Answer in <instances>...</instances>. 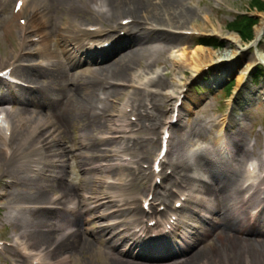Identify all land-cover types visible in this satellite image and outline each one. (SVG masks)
<instances>
[{
	"label": "rangeland",
	"instance_id": "374dc122",
	"mask_svg": "<svg viewBox=\"0 0 264 264\" xmlns=\"http://www.w3.org/2000/svg\"><path fill=\"white\" fill-rule=\"evenodd\" d=\"M42 1L49 4L45 6L42 3V5L44 6V12L49 21H52L53 19V22L50 25L51 27H53V30L55 29L54 26H60V23L62 22L60 16L64 18L63 14L70 13L71 11H73L74 13L80 12L84 14V21L81 18V21H83L84 24L92 21L90 13H88V11L91 12L92 8L91 0ZM180 1L182 3L183 10H190L192 11V14L188 19V15H186L185 17H179L181 18L179 19L173 11L169 13H160L161 15L170 18L171 20L175 18V20L171 21L170 23L162 22L163 25L172 28H186L187 26L199 28L205 27V31L209 32L210 28L205 24L210 22L213 27L217 29L221 28L220 34L225 35L227 33H230L229 31H227L228 29L226 28V26L227 23L232 21V19L234 18V14L247 12L250 14L251 12L253 15L257 16L259 22L256 25L255 29L259 27L260 24L264 21V13H257L251 9V11H249L248 3H250L251 0ZM111 3H113L112 0ZM11 5L12 0H0V68L6 67L10 63V59L13 57V54L19 52L20 47L19 27L10 18ZM50 5L54 7L53 13H49V9L53 8ZM113 11L117 14L113 15L114 17L111 18V23L116 22L118 20V17H121V15L119 14L125 15L127 13H130L128 7L126 6L122 9L115 8ZM133 14L131 13L132 16ZM158 24L161 23L158 22ZM131 28L133 27L131 26ZM135 29L134 31L137 32ZM59 30L60 28L54 33L58 32ZM145 32L149 33L148 36L153 38V41H150L148 45H146L147 49L144 52H141L134 58L137 63L134 64L132 68L125 69L121 68L119 65L118 67H115V64L109 62V69H107L106 71L104 70L101 75L106 72L109 75L108 78L125 79L131 73H133V70L137 66L143 68L145 66L143 61L147 60L150 62V67L152 69L155 68L160 71V73H158V75L160 76L159 81L155 85V89L161 90L165 89L169 85H173L175 87V91H177L180 87V81L187 79L191 71L187 68L180 67V65L174 66L173 60L169 59V55L172 51L180 50L182 47L191 44V38L177 39L176 37L150 32V30L147 29H145ZM54 39L55 38L52 36V40ZM65 42L67 44V41ZM61 43L63 42L61 41ZM237 47L238 46L229 44L227 42L225 48H223L222 50H211L217 53L216 56H231L235 53ZM52 50L54 49L52 48ZM189 50L190 49L187 48L186 52H188ZM59 51L60 49H57V52H55L59 53ZM260 53L264 55V38L256 48H248L247 44L240 42L239 51L237 52V55L239 54V57L236 59L234 65H232V67H229L228 65L223 66V68L225 69L232 70L231 72H229L230 76L227 77L224 82H227L231 78V81H233L232 88H234L237 84V78L240 76V73H242L247 68L248 63H252V65L257 63L254 62L256 61L255 55H259ZM237 55L235 54L236 57ZM189 56L190 55L186 53V57H188V60L186 64H184V66H187L188 63H190ZM216 56L214 58H216ZM78 58L80 62L74 64L72 68H70L68 65L65 67L66 70H69V72L77 73L80 75V77L76 81L68 80L72 84L68 91H65L63 89L62 80H59V78L62 77V65L57 63H61V58L58 59V62L53 64H49L46 62L48 65L44 68L35 67L38 69L37 72L34 74H28L31 70V65L38 63L37 59H32L29 61V67L22 69V73L20 74V76L22 77L25 76L24 78L27 81L36 84L39 87V89L35 92H32L33 94L29 97L34 104H29L27 107L25 106L23 108H25L26 111L31 110L34 116H41L44 119L51 120L53 127H59L61 129V144L63 149L65 150V154L63 157L68 159V162L66 163L67 165L71 164V168H65L62 171L64 175L63 181L55 182V184H52L50 182L45 183V187L48 188V191H50V189L54 185L57 189H61L60 191H67L70 194H78V192H80L84 188H92L94 185V179L96 176H92L94 167H86V164L88 162L92 163L93 161L91 159L88 160L89 158H86V160L85 158L78 157V154H80L78 149L80 148L82 139H86L90 143L93 142V145H91L85 150V152H83L86 155L97 150L99 147L98 144L94 142L93 136L99 132H102L103 130L98 129L99 127H97V125H95L94 123H101L103 122V120L101 118L93 116V103L95 102L96 91L99 89L100 85L107 77L102 78V80L97 83V75H94L95 73L91 74L90 72L93 68H95V65H89L87 62H90V60L85 59L83 56H79ZM153 61H157V63L154 64ZM122 93L123 98L126 92H120V94ZM137 93V96L141 98V92ZM189 94L191 98L190 101L187 102L186 108L191 110L192 113L187 112L188 116H184L182 127L180 126L175 129V140L171 145V162H179L183 160L185 163H187L185 156L187 150L191 147V145H188V141L185 142V139L187 138H189V140L191 141H198L200 146L207 147V149L209 150V147L211 146V139L213 135L215 136V134H217L219 129V126H214L215 123L213 124L212 120L213 118L217 119L221 117L228 98L223 96V89L213 93L207 91L205 82L200 80L194 84V87L191 89ZM149 97L152 107V109L149 111L152 112L150 114H153V118H155V120H160L162 118L166 119L172 100H169L167 96L160 94L150 95ZM193 98L194 100L196 99V105L192 104L194 101ZM133 99L137 101L138 98L135 97ZM163 104L164 107L161 106ZM82 110L84 111L86 116L82 114ZM187 119L190 121V123L188 124V128L185 127ZM27 124L22 125L21 134L17 133V140L24 135ZM39 127H42L41 124H39ZM262 127H264L263 75H261V78H259V80L255 84H253L251 82V79L249 78L247 80V83L243 87L241 95L239 96V99L235 106L233 123L231 124V127H229V141L231 144L232 139L235 142L241 141L244 143L245 147L246 144L248 147V144H250V142L253 143L257 141V139L259 140L260 134L258 130ZM69 128L75 129L78 135L77 143L74 145L71 144L68 140L67 130ZM262 130L264 131L263 128ZM151 135L155 140H151V142L147 143L144 148L146 153L154 152L158 144L159 129L154 133H151ZM232 135L233 137L231 138ZM253 151L256 153L257 150L253 149ZM75 155H77V157H74ZM237 158L242 160V162L245 160V157L243 158L240 152H238ZM125 165H127V168H129L131 171H134L132 165ZM219 165L221 166L225 175L226 171L224 166L221 163ZM241 165L242 164H240V168ZM214 167L217 171H220V168L217 165H214ZM90 169H92L91 173ZM202 169L207 173L212 183V178L210 177L209 173L204 168ZM119 170L122 171L123 169ZM14 175L15 168L11 163L5 162L4 156L0 152V182H2L3 179L13 178ZM207 187L208 186L206 185L199 184L198 189H203L204 192H209L214 201L211 202V198L209 196H203L201 194L202 198L197 199V197L192 194L190 203L188 205L189 210L192 208L205 210L206 206L212 205L215 206V210L217 211L216 216H214L215 220L220 221L222 224L230 222V225L237 224L241 228H245L246 216L244 211H242L241 209L236 210L235 208H233L234 205H238V208H241L239 207L238 201L239 194L237 196L236 194H233L234 196H236L234 197L233 201L230 204L222 207L219 204L221 197L216 193H213L210 188ZM9 191H11V193L5 200V205L7 206L22 201H47L50 196L48 192L46 194L44 193L43 195H36L34 190H26L25 186H22L17 191L12 189H9ZM50 192H53V189ZM92 203H94V200H92ZM9 210L10 208L6 207L5 212H8ZM55 217L56 216L54 215L46 214H40L37 216L33 215L28 221H19L13 226L6 227L7 230L4 229L5 227L1 229L0 226V238H8L9 234L12 232L20 233L28 240H30V242H32L34 248H43L49 250L50 258L52 259L59 258L62 253L68 254L72 260L71 264H117V262H119L118 259L122 258L118 257L117 251L114 250L113 247L106 242V237L103 236V233H97L98 224L92 223L91 225V223L85 221L87 220L86 217L78 216V219L76 221V227L78 228L77 229L75 228V226H73V224L75 225V220H73L74 218L64 220L59 217L58 220H60V223H64L63 230H59L54 226V224L57 222V219ZM3 219L4 214H0V224L4 223ZM83 221L86 222L87 227H89L90 229L89 231H86V228L84 229L85 226L82 224ZM189 224H196L198 227L192 229L195 236L198 238L195 244L196 246L192 250L188 251V253L186 252L180 257H176L174 259H171L170 261L167 260V262H163L161 264H176L177 262V264H179V261L194 254L199 249H202V254L205 257V260L200 261L197 264H264V252L258 251L257 248L253 246H248L243 258L237 262H234V259H232L230 254L228 253V249H230L231 244H229L226 236L224 234L221 235L220 231L216 227L213 229L211 226L207 228L204 227V225L198 221V215L196 213H194L193 215H189L185 220L184 226L190 229L191 226ZM46 230H49V232L46 236H44V234H46L44 233ZM75 230L77 232L73 236V231ZM200 231L204 233L201 235L199 234ZM259 231L263 232L264 228ZM207 232L209 234V238L205 239L202 242V239L206 237L204 235ZM40 234L42 235L41 237ZM258 235L260 234H257V237L255 238L251 237L250 242L252 243V245H255V241L258 240ZM58 239H69L70 241L68 242V245H64L68 248H60L53 252L52 249L54 248V245H56V240ZM123 260H129V258L125 257V259ZM200 260H202V257H200ZM0 264H2L1 259Z\"/></svg>",
	"mask_w": 264,
	"mask_h": 264
},
{
	"label": "bare ground",
	"instance_id": "6f19581e",
	"mask_svg": "<svg viewBox=\"0 0 264 264\" xmlns=\"http://www.w3.org/2000/svg\"><path fill=\"white\" fill-rule=\"evenodd\" d=\"M112 4L109 5V3L106 0V6L109 8V11L114 10L115 8L117 9H122L125 6L128 7V10L130 13H127L129 15V17H132L133 20V24L132 27L135 29L136 27V33L134 36V39L132 41H125L123 43V46L120 47L119 51L117 53H115L112 59V64H115V67H118V65L121 68H125V69H130L133 67L134 64L137 63V61L134 59L136 56H138L141 52H144L147 49L148 43L150 41H153L149 35V33L145 32V29L147 30H155L156 26H162V27H168L163 25L162 22H166V23H170L171 21L175 20V18H173L172 20L170 18H167L163 15H161L160 13H169V12H174V14H176V16L179 17H185L186 15H188L187 19L189 18V16L192 14V11L190 10H183V6L180 0H112ZM158 11V12H157ZM131 13L133 14V16L131 15ZM154 13V14H152ZM178 13V14H177ZM117 14V13H115ZM106 16V15H105ZM104 16V17H105ZM108 20L112 18V15L109 14L108 15ZM31 19L33 20V16L31 15ZM181 19V18H179ZM32 22V21H31ZM161 23V24H158ZM146 26V27H145ZM143 27V28H142ZM149 27V28H147ZM132 28L131 30V34H133L134 29ZM211 28H214V34H218L221 33V28H215L213 26H211ZM183 29V28H180ZM144 30V31H143ZM142 31V32H141ZM152 32V31H150ZM130 34V35H131ZM139 34V35H138ZM156 34H164V35H168L164 32H158ZM264 34V21L260 24L259 27H257L255 29L254 32V39L251 41V43L253 45L255 44H259L261 37ZM169 36V35H168ZM180 37V36H179ZM222 37H224L226 40H228L229 43H234L235 45H239V38L237 35L233 34V33H227V34H223ZM181 38H185V37H181ZM180 39V38H177ZM192 43H193V39H191V44H189L188 46H184L182 47L180 50L177 51H172L170 54V57L173 60L174 65H180L183 66L187 60H186V53L190 58V63H188V67L190 70L193 71V74L197 72V70L200 67L203 66H207L210 64H216L222 61L227 62L229 65L228 66H232L234 65V63L236 62V59L238 57L235 56V54L237 55V50H235V53L232 54L231 56H216L217 53L215 51H212L210 48L204 47V46H195L192 47ZM189 48L190 50L188 52H186V49ZM42 49H44V47H42ZM46 51V49H44ZM48 53V52H47ZM239 55V54H238ZM216 56V58H214ZM45 57V55H42V58ZM257 60H259L260 62H262V64H264V55L262 53H260L257 57ZM109 60L106 59L104 61H102L103 63H107V61ZM256 60V61H257ZM44 62H38L37 64H33L32 67L30 68V72L28 74H34L37 72V68H41V67H45V65L43 64ZM251 63L247 64V67L250 66ZM150 63H146L145 64V68L144 69H134L133 73L129 76L128 80L129 82L135 84L136 86H134V88H137L141 91H144L141 89V86L145 89V90H152V88L154 87L152 85V81H153V77L157 74V70L155 69H150ZM109 65H105V67H99L97 68L98 71H106ZM37 67V68H35ZM184 67V66H183ZM243 77H242V73H240V76L237 78V82L239 86L240 82L242 81ZM217 83H219V81H217ZM216 83V84H217ZM213 84H215V82H213ZM117 91V89H115V92ZM166 93V95L168 96H172L173 95V89H169V90H165L164 91ZM194 100V98H193ZM5 100L3 98H0V104H2V102H4ZM196 99L194 100V104ZM4 104V103H3ZM134 107V106H133ZM18 115V114H17ZM17 115H15L17 117ZM186 116V114H185ZM33 115H28L26 117V121H32L33 120ZM38 122H42L43 118H38L37 119ZM190 123V121L187 119L186 120V126H188V124ZM16 124H18V121H16ZM96 125H100V123H96ZM2 142L5 143L6 141H4L2 139ZM186 142V139H185ZM233 147L236 149L237 152H240L242 154V157L246 156L249 151L245 148L244 143L241 141H237V142H233ZM206 150V149H205ZM202 161L204 162H208V159L206 157H202ZM179 169L177 168L178 171L181 172L182 169H186L187 166L185 165V163H181L178 164ZM204 166V165H203ZM209 168H207L206 166H204L205 170L209 173L210 177L212 178V184L210 186H208L207 188L212 187V189H210L213 193H216L218 196L221 197L219 204L220 206H225L227 204H230L233 199H234V195L233 193H238V186L236 185V182L238 181L239 177H240V173H239V169L237 168L235 171L232 172L231 171L228 172V175H224L222 176L221 174L218 173V171L216 170V168L213 165H208ZM181 169V170H180ZM191 190L193 188H197L196 185L192 184L191 185ZM39 190H37L38 192ZM37 194H42L41 191H39ZM193 194L197 197V198H202L203 196H209L211 199V202H213L214 200L212 199V196L210 195L209 192H197L193 190ZM202 194V195H201ZM257 202V198L256 197H252V199L249 201V206H253L255 203ZM208 211L211 212V214L213 215V213H215V207L212 208L211 206H207L206 207ZM236 208V207H235ZM60 223L58 220L57 222L54 224L55 227L60 228L59 230H61L63 228V224H58ZM69 223V222H67ZM230 222H226L225 224H222L220 221L218 222H214V224H216V228L220 231V234H224L229 242V244H231L230 249H228V253L230 254L231 258L234 259V262L239 261L240 259L243 258L245 251H247L248 246L250 247H255L257 248L258 251L264 252V234H261L258 236V240H256L255 245H252V243L250 242L251 239L250 237L252 236V233L247 231L244 228H241L239 225H230ZM241 223V220H240ZM74 226V224H73ZM239 226V227H238ZM49 230H46L44 233V236H46L48 234ZM76 233L74 232L73 235H75ZM42 235L40 234V237ZM185 238H187V236H184ZM64 239V237H63ZM61 239L60 241H57L56 245H54V248L52 249V251H56L60 248H68L67 246H63L65 244H67L70 240L66 239L63 240ZM115 240V235L110 233V235L108 236V241L107 242H114ZM191 242L187 245V248H190L191 246ZM113 248H116V242L113 245ZM120 255H122L120 253ZM128 255V254H126ZM200 255V256H199ZM120 257V256H118ZM200 257H202V260H200ZM205 260L204 255L202 254V249L197 250L194 254L188 256L187 258L179 261V264H197L200 261ZM119 262H117V264H139L136 263L134 261H130V260H123L122 258L118 259Z\"/></svg>",
	"mask_w": 264,
	"mask_h": 264
},
{
	"label": "trees",
	"instance_id": "16d2710c",
	"mask_svg": "<svg viewBox=\"0 0 264 264\" xmlns=\"http://www.w3.org/2000/svg\"><path fill=\"white\" fill-rule=\"evenodd\" d=\"M254 7H258L259 9H264V4L260 2V0H253ZM256 21L252 18L246 16H237L234 21L230 23V28L235 30L240 34L242 39L250 38L252 35L251 27ZM209 44H213L214 47H220L221 44L216 41L209 42Z\"/></svg>",
	"mask_w": 264,
	"mask_h": 264
}]
</instances>
